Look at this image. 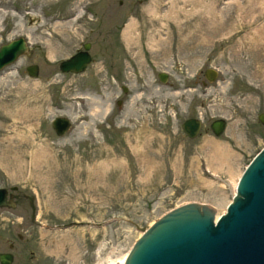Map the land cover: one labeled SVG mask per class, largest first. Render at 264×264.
<instances>
[{"label": "rangeland", "instance_id": "1", "mask_svg": "<svg viewBox=\"0 0 264 264\" xmlns=\"http://www.w3.org/2000/svg\"><path fill=\"white\" fill-rule=\"evenodd\" d=\"M18 38L32 54L0 71V188L16 202L0 209V254L117 264L131 223L190 202L225 212L264 147V0H0V46ZM85 44L86 70L61 73Z\"/></svg>", "mask_w": 264, "mask_h": 264}, {"label": "water", "instance_id": "2", "mask_svg": "<svg viewBox=\"0 0 264 264\" xmlns=\"http://www.w3.org/2000/svg\"><path fill=\"white\" fill-rule=\"evenodd\" d=\"M89 48L90 45L85 44L83 51L61 61L60 72L83 73L92 62ZM31 54L23 38L0 46V71L19 57ZM26 73L35 78L38 67L31 65ZM204 76L208 82H213L217 73L207 69ZM158 79L164 84L167 75L159 73ZM122 91L127 93L124 87ZM258 120L264 124V114ZM51 127L56 136L62 137L70 128V122L66 118H55ZM201 127L198 119H188L181 125L189 139L196 138ZM225 128L226 122L222 119L210 125L216 137L222 135ZM7 196V190L0 188V209H15L14 196ZM131 224L140 236L127 252L123 264H264V147L237 179L235 192L221 215L217 216L211 205L190 202L170 210L148 228ZM12 262V254H0V264Z\"/></svg>", "mask_w": 264, "mask_h": 264}, {"label": "bare ground", "instance_id": "3", "mask_svg": "<svg viewBox=\"0 0 264 264\" xmlns=\"http://www.w3.org/2000/svg\"><path fill=\"white\" fill-rule=\"evenodd\" d=\"M131 28L132 27H130L129 30H131ZM236 185H237V181L234 183V187H233L234 192H235ZM139 234H140V232H139ZM125 253H126V251L124 252L123 257L121 258V260L117 264H123L124 263V259H125V256H126Z\"/></svg>", "mask_w": 264, "mask_h": 264}, {"label": "flooded vegetation", "instance_id": "4", "mask_svg": "<svg viewBox=\"0 0 264 264\" xmlns=\"http://www.w3.org/2000/svg\"><path fill=\"white\" fill-rule=\"evenodd\" d=\"M78 52V51H77Z\"/></svg>", "mask_w": 264, "mask_h": 264}]
</instances>
